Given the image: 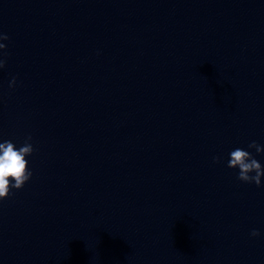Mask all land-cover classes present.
<instances>
[{
	"label": "water",
	"instance_id": "obj_1",
	"mask_svg": "<svg viewBox=\"0 0 264 264\" xmlns=\"http://www.w3.org/2000/svg\"><path fill=\"white\" fill-rule=\"evenodd\" d=\"M0 32V139L34 146L0 264H264L228 166L264 164V0H0Z\"/></svg>",
	"mask_w": 264,
	"mask_h": 264
},
{
	"label": "clouds",
	"instance_id": "obj_2",
	"mask_svg": "<svg viewBox=\"0 0 264 264\" xmlns=\"http://www.w3.org/2000/svg\"><path fill=\"white\" fill-rule=\"evenodd\" d=\"M7 34L0 32V50H6L4 41L8 40ZM7 64L6 56L0 54V69ZM16 77L10 80V87L15 88ZM249 149L264 154V144L258 141H251ZM34 152L32 137L29 135L26 141L17 145L11 139H0V202H3L12 194V189H22L33 177L28 157ZM219 162L220 157H215ZM228 166L238 170L240 180L247 183H255L257 186H264V164L253 154V152L236 147L230 152ZM252 236H260L259 229L252 230Z\"/></svg>",
	"mask_w": 264,
	"mask_h": 264
}]
</instances>
